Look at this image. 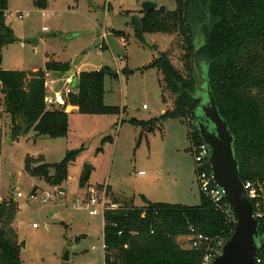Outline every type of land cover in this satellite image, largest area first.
<instances>
[{"label": "rangeland", "instance_id": "obj_1", "mask_svg": "<svg viewBox=\"0 0 264 264\" xmlns=\"http://www.w3.org/2000/svg\"><path fill=\"white\" fill-rule=\"evenodd\" d=\"M145 3L168 11L176 8L175 0H48L46 11L41 12L32 0H7L6 24L17 41L2 48L1 70H44L49 61L68 63L74 72L108 68L111 74L105 76L104 104L120 110L119 114L89 116L69 113L65 108L69 113L66 138H37L32 130L12 140L10 118L0 107V202L13 200L18 205L12 228L22 245L21 264H104L102 217L72 208L87 187L108 186L114 203L132 202L138 207L143 205L142 196L151 203L199 205L200 191L187 138L190 123L166 120L161 132L149 135L138 147L140 129L129 124L131 119L149 122L172 106L168 94L167 103H163L161 75L146 69L149 63L167 52L174 67L182 70L180 37L146 34L143 43L135 40L130 17L139 16ZM116 32L126 38L117 37ZM98 39L101 44L92 49ZM73 71L72 77L77 75ZM67 76L68 72L45 73L44 78ZM198 76L196 96L205 104V66ZM55 89H62V83ZM196 113H200L199 108ZM71 153L67 179L59 185L65 189V198L46 204L28 202L31 191L43 193L58 186L29 176L26 160L31 158L33 166L41 162L53 165ZM86 166L91 170L83 186L80 179ZM17 193L22 197L17 198ZM177 243L184 250L190 249L187 237L178 238ZM203 247L208 249L207 244ZM66 253L68 260L63 261Z\"/></svg>", "mask_w": 264, "mask_h": 264}, {"label": "trees", "instance_id": "obj_2", "mask_svg": "<svg viewBox=\"0 0 264 264\" xmlns=\"http://www.w3.org/2000/svg\"><path fill=\"white\" fill-rule=\"evenodd\" d=\"M32 1L35 9L46 10L48 0ZM175 4L174 11L156 8L130 17L129 26L138 42L143 43L146 34L175 35L182 39L183 51L182 70L174 67L167 52L159 53L146 67L161 75L163 103H167V94L173 100L158 118L129 121L140 129L136 147L149 135L161 132L166 120L190 123V152L192 146L201 144L193 123L200 103L196 96L198 75L205 66L219 115L234 138L241 182H264V0H175ZM7 10V0H0V63L2 48L17 41L6 24ZM115 35L126 38L122 32ZM199 37L200 44L196 45ZM69 69L68 64L55 61L34 72L0 69V107L10 118L12 140L32 130L37 138H66L67 106L89 116L120 113L119 108L104 104L105 76L111 74L108 68L75 75L64 105L48 107L44 102L45 73L64 75ZM73 155L67 154L53 165L41 162L33 166L28 158L25 172L59 186L67 179ZM87 179L88 175L82 176L80 185L84 186ZM260 195L261 216L256 218L259 250L253 264H264V189ZM142 201L141 207L118 201V209L104 213V264H202L204 247L184 250L177 239L199 234L209 241V249L216 250V242H227L236 225L224 199L214 203L200 192L199 205L195 207ZM251 205L256 212L255 202ZM17 212L18 205L13 200L0 202V264H21L20 246L12 228Z\"/></svg>", "mask_w": 264, "mask_h": 264}, {"label": "water", "instance_id": "obj_3", "mask_svg": "<svg viewBox=\"0 0 264 264\" xmlns=\"http://www.w3.org/2000/svg\"><path fill=\"white\" fill-rule=\"evenodd\" d=\"M157 8L156 5L145 3L142 12L149 13ZM91 34H87L89 36ZM101 43L98 39L92 49ZM70 71L72 68L70 67ZM74 79V77H73ZM205 91L207 101L198 107L200 113L195 110V127L203 144L209 148L208 164L212 174V182L224 192L223 199L236 218L233 234L222 246L220 254L211 264H253L259 250L257 221L249 202L243 183L239 178L238 163L234 153V138L231 135L226 122L221 118L217 110L214 97L205 76ZM91 167L84 168L83 176H87ZM22 245H20L21 247ZM68 260V253L63 261Z\"/></svg>", "mask_w": 264, "mask_h": 264}, {"label": "built area", "instance_id": "obj_4", "mask_svg": "<svg viewBox=\"0 0 264 264\" xmlns=\"http://www.w3.org/2000/svg\"><path fill=\"white\" fill-rule=\"evenodd\" d=\"M45 12V11H43ZM8 12H6L7 17ZM22 18V15L19 16ZM46 77L48 75L46 74ZM74 77V76H73ZM72 74L68 73L67 77L58 79V80H45L44 78V89H45V99L44 102L46 105L52 107V105L63 106L64 97L70 92V85L73 80ZM58 83H62V89L57 90L55 87ZM146 109L145 106L142 107ZM195 126V122L193 123ZM192 132L190 128V133ZM191 153L194 160L195 165V175L197 184L199 187L200 193L209 198L212 202L218 203L223 199L224 192L222 189L215 186L212 182V174L210 169L208 160H209V148L205 144L201 142V144L197 146L191 147ZM243 189L246 192L247 198L249 202H255L254 217L261 216V209L258 203L259 198L261 197V193L264 189V182H245L243 183ZM66 196L65 189L62 187H54L52 190L43 193H35L31 191L26 199L28 202L36 203L39 202L41 204H46L49 202H54L57 200H63ZM17 198L22 197L20 193L16 194ZM119 205L114 203L110 198V195L107 191V187L103 186L100 188L87 187L82 194L75 200L72 204V208L77 211L87 212L89 216L94 217L100 215L103 219V215L106 211H114L118 209ZM35 227V226H33ZM193 233V230L191 229ZM190 242V249L200 250L203 248V245L207 244L208 249L206 250V255L203 258L202 264H211L212 261L220 254L222 246L225 244L222 241L216 242L217 249H209V241L199 234H191L187 237ZM94 249V248H93ZM104 250V245H103ZM219 250V253H216Z\"/></svg>", "mask_w": 264, "mask_h": 264}, {"label": "crops", "instance_id": "obj_5", "mask_svg": "<svg viewBox=\"0 0 264 264\" xmlns=\"http://www.w3.org/2000/svg\"><path fill=\"white\" fill-rule=\"evenodd\" d=\"M48 5V4H47ZM8 11V10H7ZM44 11H46V10H44ZM41 12H43V11H41ZM101 44V43H100ZM63 64H68V63H63ZM72 68V71L74 70V68L73 67H71ZM32 72H34V71H36L35 69L34 70H31ZM74 72V71H73ZM77 74L78 73H80V72H82V71H75ZM74 72V73H75ZM68 73H71V71H70V69H69V72ZM73 73V74H74ZM61 101L63 102V105H64V101L61 99ZM70 110V112L69 113H73V112H75V111H77V108H74V107H70V106H67L66 107V111L68 112ZM144 110H147V109H144ZM68 113V114H69ZM148 138V137H147ZM147 140V139H146ZM106 187H108V186H106ZM108 190H109V195L111 196V195H113L112 194V191H111V188L110 187H108ZM141 199L143 200V199H146L147 201H148V199L145 197V196H142L141 197ZM15 202V201H14ZM150 202V201H149ZM134 205V204H133ZM138 207V206H137ZM102 221H103V219H102Z\"/></svg>", "mask_w": 264, "mask_h": 264}]
</instances>
